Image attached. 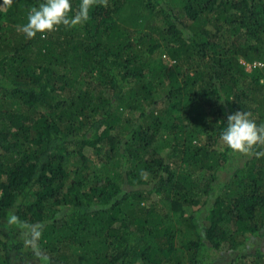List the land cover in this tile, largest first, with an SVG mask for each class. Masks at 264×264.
I'll list each match as a JSON object with an SVG mask.
<instances>
[{
    "label": "trees",
    "instance_id": "obj_1",
    "mask_svg": "<svg viewBox=\"0 0 264 264\" xmlns=\"http://www.w3.org/2000/svg\"><path fill=\"white\" fill-rule=\"evenodd\" d=\"M42 3L0 0V213L25 228L0 264L35 231L49 264H264V144L221 139L264 126V0H94L28 37Z\"/></svg>",
    "mask_w": 264,
    "mask_h": 264
},
{
    "label": "clouds",
    "instance_id": "obj_2",
    "mask_svg": "<svg viewBox=\"0 0 264 264\" xmlns=\"http://www.w3.org/2000/svg\"><path fill=\"white\" fill-rule=\"evenodd\" d=\"M94 0H81L79 11L70 16L72 6L70 0H44L38 8L33 7L27 16V23L19 27V31L25 33L28 37H34L37 33H44L45 30L51 31L58 25L75 26L85 22L89 18V9ZM255 62L253 65H258ZM246 68H251L246 64ZM221 139L226 145L234 151L249 152L257 144H264V126H258L256 122L249 118L247 113L237 111L228 115L227 125L221 132ZM264 155V153H256ZM9 225H18L20 221L14 214H9L7 218ZM41 233L35 231L31 233V238L27 243L33 247L35 257L39 264H49V257L44 254L37 246L36 241Z\"/></svg>",
    "mask_w": 264,
    "mask_h": 264
},
{
    "label": "rangeland",
    "instance_id": "obj_3",
    "mask_svg": "<svg viewBox=\"0 0 264 264\" xmlns=\"http://www.w3.org/2000/svg\"><path fill=\"white\" fill-rule=\"evenodd\" d=\"M9 214H12V213L11 212L0 213V230L4 233H7L8 237L11 240H13V242L23 241L22 235H19V232L24 231L25 228H22L21 224L9 225L7 223V218ZM247 249H249V247ZM236 254H237V251L235 253L233 252L232 254L231 253H218L216 255L217 256L216 261H218V264H230L233 256H236ZM11 257H12V264H39L38 259H34V258L21 259L15 253L11 254ZM212 264H217V262H213Z\"/></svg>",
    "mask_w": 264,
    "mask_h": 264
},
{
    "label": "built area",
    "instance_id": "obj_4",
    "mask_svg": "<svg viewBox=\"0 0 264 264\" xmlns=\"http://www.w3.org/2000/svg\"><path fill=\"white\" fill-rule=\"evenodd\" d=\"M258 65H260V64L258 63Z\"/></svg>",
    "mask_w": 264,
    "mask_h": 264
}]
</instances>
